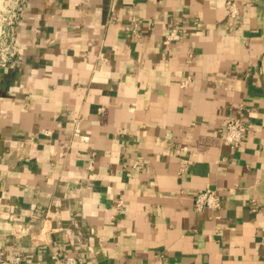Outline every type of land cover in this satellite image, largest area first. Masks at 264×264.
Wrapping results in <instances>:
<instances>
[{
  "label": "crops",
  "instance_id": "0c3cea01",
  "mask_svg": "<svg viewBox=\"0 0 264 264\" xmlns=\"http://www.w3.org/2000/svg\"><path fill=\"white\" fill-rule=\"evenodd\" d=\"M18 29L0 70L6 257L264 264V0H28ZM205 188L220 208H195Z\"/></svg>",
  "mask_w": 264,
  "mask_h": 264
},
{
  "label": "built area",
  "instance_id": "2783aa9c",
  "mask_svg": "<svg viewBox=\"0 0 264 264\" xmlns=\"http://www.w3.org/2000/svg\"><path fill=\"white\" fill-rule=\"evenodd\" d=\"M27 1L0 0V70L7 68L22 52L23 42L19 36L18 28ZM227 11L230 15L235 16L237 13L236 4L227 2ZM179 36L176 28H173L165 36V42L177 40ZM246 130L247 126L242 118L228 116L225 126L221 130L222 140L230 149H237L244 140ZM194 205L197 210H216L221 206V197L217 190L205 188L195 194ZM11 234L17 238L24 236L23 226L18 223L14 224ZM0 264H22V256L15 253L13 257L8 258L5 256L4 250L0 249ZM51 264H85V262L74 255L61 257L59 252H55Z\"/></svg>",
  "mask_w": 264,
  "mask_h": 264
},
{
  "label": "water",
  "instance_id": "95a60500",
  "mask_svg": "<svg viewBox=\"0 0 264 264\" xmlns=\"http://www.w3.org/2000/svg\"><path fill=\"white\" fill-rule=\"evenodd\" d=\"M1 156H2V152H0V158H1Z\"/></svg>",
  "mask_w": 264,
  "mask_h": 264
}]
</instances>
